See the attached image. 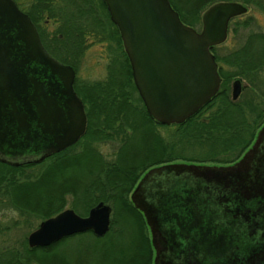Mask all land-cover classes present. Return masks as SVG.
<instances>
[{
    "label": "water",
    "instance_id": "obj_1",
    "mask_svg": "<svg viewBox=\"0 0 264 264\" xmlns=\"http://www.w3.org/2000/svg\"><path fill=\"white\" fill-rule=\"evenodd\" d=\"M127 57L132 83L146 113L163 125L180 124L217 92L220 77L210 47L222 43L230 19L247 12L237 1H218L184 24L168 0H102ZM74 70L49 55L25 12L0 0V161L39 162L74 144L86 116L73 90ZM232 83L231 99L240 91ZM130 199L143 212L151 245L210 252L251 250L264 264V124L251 146L227 166L161 165L140 178ZM110 207L99 201L86 215L66 208L41 220L26 236L29 248L109 229ZM165 238V240H163Z\"/></svg>",
    "mask_w": 264,
    "mask_h": 264
},
{
    "label": "trees",
    "instance_id": "obj_2",
    "mask_svg": "<svg viewBox=\"0 0 264 264\" xmlns=\"http://www.w3.org/2000/svg\"><path fill=\"white\" fill-rule=\"evenodd\" d=\"M33 23L49 55L76 69L72 60L90 43H106L110 60L103 81L80 85L76 93L85 104L87 129L77 144L53 153L40 173L20 176L18 170L32 163L12 166L0 161V187L9 204L26 217L43 220L62 210L64 195L75 196L72 207L82 215L102 201L111 207L108 231L94 236L90 231L61 238L45 247L29 248L25 239L19 247L0 248V264H149L150 249L143 220L128 199L141 173L165 163L226 164L235 161L249 146L264 122V102L251 96L230 98L234 77L260 89L264 81V31H248L243 41L225 52L210 51L221 78L217 92L197 112L180 124L163 125L150 117L132 83L129 63L115 25L102 0H13ZM219 0H168L179 19L191 27L200 25V13ZM254 5L264 14V0H234ZM56 29L48 32L43 23ZM42 22V23H41ZM42 27H41V25ZM250 16H236L228 27L233 34L249 27ZM63 53L66 57H59ZM118 139L111 162H104L90 142ZM0 188V189H1ZM28 214V215H27ZM27 220V218H26ZM72 241L83 260L66 261L61 246ZM91 262V263H90Z\"/></svg>",
    "mask_w": 264,
    "mask_h": 264
},
{
    "label": "rangeland",
    "instance_id": "obj_3",
    "mask_svg": "<svg viewBox=\"0 0 264 264\" xmlns=\"http://www.w3.org/2000/svg\"><path fill=\"white\" fill-rule=\"evenodd\" d=\"M18 1L21 4L22 3L27 4L28 2H30V0H18ZM219 1H234V0H219ZM202 12L203 11H201V13ZM242 16H246V17L250 16L249 27H247L246 29H240L238 33L236 34H233L230 31V27H228L227 37L225 41L217 45L216 50L218 52H225L239 45L243 41L245 34L250 30L251 31H264V14L260 10H258L254 5L247 6V12L243 14ZM200 25L199 27L194 26L192 28H194L195 30H198L200 28ZM43 26H44V29L50 33L56 29L57 24L55 22L53 23L51 21L50 22L47 21L43 23ZM86 44L87 46L83 50L81 55L72 60V63L74 64L76 68L74 82L78 86L82 84H86V83L91 84L94 82L103 81L106 78L107 65L110 62L108 58V55H109L108 52L110 51V54H111L112 50L106 48L107 46L106 43H90V41L87 40ZM58 55L59 57H63V58L66 57V55H64L63 53L61 54L59 53ZM260 77H261L260 80L264 81V73ZM240 80H241L240 81L241 90L238 95L239 98L241 97L245 98L246 95H249L251 96V99L255 101L264 102V86L262 85V83L259 84L261 88L257 89L247 84L243 79H240ZM261 125L262 123L260 124V126ZM260 126L257 128V130L260 128ZM82 143H83V140L81 139L77 144H75L71 148L72 149L71 152L80 151L82 148ZM117 143H118V139L115 138L113 140H101L98 142H90V146L100 153L104 162H111L114 158V153L118 145ZM45 158L39 162L32 163L33 165H31L30 167L18 170V174H16L15 176L16 179L20 180L23 178L21 176L26 177V175L30 176V178L37 176L40 173L41 169L50 161V160H45ZM19 172L21 173L20 178H19V174H20ZM9 199L10 198L8 195L3 194V191L1 188L0 189V248L3 247L5 244H9V245L12 244L16 247H19L22 239H25L26 241L27 234L31 230L36 228L38 223L41 221L39 219H34L33 217H30V216L26 217V214L19 212V210L15 209L9 204ZM74 199H75V196H72L70 194H65L64 195V205L62 207V210L66 208H70L77 214V212L71 206L72 200ZM87 210L84 213H82V215L80 216L86 215ZM110 217H111V214H110ZM72 241L74 240H71L67 242L65 245L61 246L63 248L62 249L63 253L66 256L64 257V259L69 262L70 261L75 262L76 259L83 260L84 258L80 254V250L79 249L74 250L75 245L73 244ZM93 263L96 264L95 261ZM31 264H37V263L32 262ZM97 264H100V263L97 262Z\"/></svg>",
    "mask_w": 264,
    "mask_h": 264
},
{
    "label": "flooded vegetation",
    "instance_id": "obj_4",
    "mask_svg": "<svg viewBox=\"0 0 264 264\" xmlns=\"http://www.w3.org/2000/svg\"><path fill=\"white\" fill-rule=\"evenodd\" d=\"M245 14V13H244ZM243 15V14H242ZM228 31V30H227ZM227 37V35H226ZM226 39V38H225ZM225 41V40H224ZM223 41V42H224ZM222 42V43H223ZM221 44V43H220ZM219 45V44H218ZM217 46V45H215ZM215 60V59H214ZM216 62V61H215ZM65 64V63H64ZM217 64V63H216ZM68 65V64H67ZM74 70V69H73ZM218 72V71H217ZM219 75V74H218ZM220 77V76H219ZM234 79H239V81H241V78L238 77H234L230 83H229V91H230V98H231V90H232V83L234 81ZM74 81H75V70H74ZM74 81H73V90L75 91L74 88ZM220 82H221V78H220ZM220 84V83H219ZM240 90H241V86L239 85ZM219 88V87H218ZM78 89L80 91H83V88H81L80 86L78 87ZM240 93V91H239ZM77 97L81 100L80 96L76 93ZM239 95V94H238ZM238 98V96L236 97V99ZM234 99V100H236ZM82 102V100H81ZM83 104V109H84V113L86 116V110H85V104L82 102ZM156 122V121H155ZM264 124V122L262 123V125ZM261 125V126H262ZM260 126V127H261ZM87 129V116H86V128L85 131ZM84 131V133H85ZM258 130L256 131L253 140L251 141V143L249 144V146L241 153V155L235 160L237 161L242 154L251 146V144L253 143L255 136L257 134ZM84 133L81 135V137L84 135ZM80 137V138H81ZM80 138L78 140H80ZM77 140V141H78ZM76 141V142H77ZM75 142V143H76ZM71 146V145H70ZM69 147V146H68ZM67 148V147H66ZM65 149V148H64ZM62 151V150H61ZM57 153V152H56ZM53 154V153H52ZM51 155V154H50ZM48 155V156H50ZM47 156V157H48ZM46 157V158H47ZM235 161H232L230 163H226V164H212V163H165V164H161V165H206V166H227V165H231L232 163H234ZM26 164V163H23ZM22 164V165H23ZM161 165H154L151 166L147 169H145L141 175L138 177V179L136 180L135 184L133 185L132 189L130 190V192L128 193V199L131 202V204L133 205L131 199H130V194L132 193L133 189L135 188L136 184L138 183V181L140 180V178L143 176V174L149 170L150 168L153 167H157V166H161ZM93 206V205H92ZM109 206V205H108ZM134 206V205H133ZM110 207V206H109ZM135 207V206H134ZM90 208V207H89ZM88 208V209H89ZM136 208V207H135ZM138 210V212L141 215V218L143 220L144 226H145V230H146V234H147V239L149 242V249H150V263L149 264H209V260H210V252L208 250V248H206L205 250H199V249H192L189 246L184 245L182 242V240L179 239V244L176 245H170L168 246H163V245H158L157 246V250L155 248H153V246L151 245V238H150V231L148 226L146 225L145 222V218L143 215V212L141 210H139L138 208H136ZM88 211V210H87ZM110 214H111V207H110ZM163 240H165V238H163ZM222 256L223 259L225 260L222 263L223 264H256L259 260L255 259V256L253 255V253L251 252V250H239L236 248V246L234 245H228L226 249L222 250ZM260 258H264V255H261Z\"/></svg>",
    "mask_w": 264,
    "mask_h": 264
}]
</instances>
